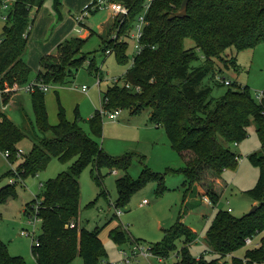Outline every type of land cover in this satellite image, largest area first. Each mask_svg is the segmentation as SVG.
<instances>
[{"label": "trees", "instance_id": "1", "mask_svg": "<svg viewBox=\"0 0 264 264\" xmlns=\"http://www.w3.org/2000/svg\"><path fill=\"white\" fill-rule=\"evenodd\" d=\"M111 1L127 7L128 15L115 20L116 38L102 39L101 51L115 53L119 63L127 60V40L119 41L118 37L127 35L145 6L148 7L140 39L143 48L134 56L124 84L112 83L102 92V108L109 111L130 109L131 114L149 109L150 121L164 129L172 148L188 154L183 168L185 183L190 187L198 183L206 170L211 171L215 179H219L224 170H235L238 156L230 147L242 142L251 122L255 124L261 152L252 153L249 161L258 168L259 175L255 186L244 193L258 207L253 214L238 219L228 211H217L205 234L208 251L217 257L211 260L195 258L189 247L196 240V235L179 220L166 230L161 242L152 245L158 264H169L165 260L176 250L177 260L171 264H224L223 258L246 247V238L264 233V89L261 103L256 101L247 86L240 87L236 83L215 98L211 96L212 87L204 83V79L208 73L215 76L214 59H223L227 49L235 48L237 52L253 49L264 41V0H191L187 15L173 19L168 18L169 14L179 9L182 0ZM43 2L14 0L7 14L0 35L2 92L13 85L24 87L28 84L31 69L23 54L29 37V17L31 10L40 8ZM56 4L59 5V0ZM186 40L192 41L191 47H185ZM82 44L78 38L66 40L58 45L57 56L41 58L36 74L38 84L64 85L74 78L78 67L87 60L81 52ZM198 54L201 62L193 66L192 63L199 60ZM88 62V71L92 73L95 63L92 59ZM229 63L237 67L235 57ZM125 84L130 86L127 88ZM30 95L38 130L44 135L32 137L31 150L25 155L20 154L21 162L14 175L20 180L35 176L52 158L72 161L68 170L48 180L44 190L26 206L42 223V232L36 237L39 245L33 243L31 246L35 263L71 264L80 256L84 264H112L104 261L106 251L99 238V230L88 231L78 225L79 175L89 165L98 170L102 166L126 170L131 156L113 159L107 155L80 126L77 109L73 121L66 119L58 94V123L50 125L45 92L35 86ZM2 97L0 95V152H8L7 158L13 160L19 150L17 145L26 134L2 110L9 96L2 94ZM88 123L93 135L101 136L103 124L100 113L96 111ZM47 133L50 135H45ZM151 175L144 169L142 179ZM158 180L157 190L162 193L167 188L162 178L158 177ZM15 182L0 187V205L15 196ZM116 185L118 195L114 205L117 208L127 204L141 181H131L125 175L116 180ZM204 193L210 196V199L207 197L210 203L217 204L219 197L214 190L208 189ZM70 224L74 226L70 227ZM110 236L118 245L139 242L131 240L121 226L112 229ZM178 244H181L180 249ZM0 264L27 263L20 256L10 255L7 245L0 240ZM232 264H264V235L257 247L246 248L244 259L234 258Z\"/></svg>", "mask_w": 264, "mask_h": 264}, {"label": "rangeland", "instance_id": "2", "mask_svg": "<svg viewBox=\"0 0 264 264\" xmlns=\"http://www.w3.org/2000/svg\"><path fill=\"white\" fill-rule=\"evenodd\" d=\"M92 0H44L40 8L34 7L30 13V28L28 44L23 54V59L31 69L28 84L37 85L36 73L39 64L40 53H45L44 44L49 40L54 27L61 21L74 19V28L82 29L80 33L71 30L67 39L78 38L83 41L81 52L87 57L75 72L74 78L64 85H49L45 92V106L50 125L58 123V94L65 117L69 121L75 119V110L81 119L82 129L113 159L131 156L129 166L126 170L119 167L102 166L99 170L93 165L86 166L79 175L81 197L79 201L78 225L88 231L99 230V238L102 241L106 254L104 261L114 263L122 256L120 249L128 250L130 242L116 244L111 236V230L117 226L125 229L129 238L136 239L145 246H152L161 242L167 229H170L179 220L185 227L196 235V241L190 244V253L195 258L203 257L205 260L215 259L217 255L212 254L207 248L205 234L209 224L214 220L217 211H228L234 218H242L249 214L253 206V200L245 195V191L255 186L259 170L249 161L252 153L261 152L260 139L256 133L255 124L251 122L247 129V137L238 144L231 145V150L238 156L235 170H224L220 179L222 185L216 187V179L211 171L203 172L202 180L191 187L185 183L183 168L186 165L184 157L175 151L162 127L155 126L149 118V109L138 114H131L130 109H121L116 120H111L108 114L101 113L103 124L101 136L93 135L88 119L94 113L101 112L102 92L112 85L114 79L118 85H123L127 70L132 65V59L137 50L134 46L135 28L127 31V35H120L118 40H127V60L119 63L115 53L109 54L101 51L102 38L110 33L112 28V12L108 9L90 11L85 14V8ZM11 2L7 9L0 13L7 14L11 9ZM84 15L82 25H76L75 17ZM43 18L37 31L43 30L39 36H35L33 30L39 18ZM51 17L55 23L49 28ZM114 17V16H113ZM4 21L0 17V35ZM66 25V23H65ZM69 26V25H68ZM68 26L66 30H68ZM65 27V26H64ZM103 29V31H102ZM46 30V32H45ZM48 31V32H47ZM116 38V32L113 31ZM130 36V37H129ZM129 37V38H127ZM41 39H45L44 41ZM192 46L191 40L185 41V47ZM56 53V51H54ZM199 60L192 63L198 66ZM30 56L32 62H30ZM235 57L237 67L229 63ZM223 59H214V72L208 73L204 83L212 87V97H220L228 88L236 83L240 87L247 86L250 93L256 97L264 89V41L259 42L253 49H244L239 52L235 48L227 49ZM95 63V70L88 71V60ZM226 60V62H224ZM97 71V72H96ZM231 83L224 85L215 79ZM99 80V84L97 81ZM86 87L85 90L82 88ZM25 87V86H24ZM22 88L17 96H14L19 87L6 89L2 94L9 96L8 102L2 105V110L8 118L25 134V138L17 145L22 155L27 154L32 147V137H42L44 134L38 130L36 115L31 103L30 91ZM47 136L50 133L45 134ZM190 154V153H189ZM20 155L9 160L0 152V187L14 183L15 196L7 199L0 205V240L6 245L10 255L22 257L27 264H36L31 253L34 239L42 232V223L36 218L35 213L29 209L30 204L43 190L44 184L54 179L71 166L72 161L64 162L52 158L48 165L37 175L26 176L24 180L14 175L20 164ZM144 169L157 177L145 176L142 179ZM127 176L131 181H141L139 188L133 192L125 206L115 207L117 199L116 180ZM158 177L162 178L166 190L159 193L157 184ZM214 190L220 200L213 205L204 198L209 197L205 190ZM104 192V194L102 193ZM147 203L141 206V202ZM117 209L122 214L116 215ZM22 230L34 231V235L21 236ZM264 233L254 238L250 246L242 247L228 255L221 261L224 264H232L234 258L244 259L246 248L257 247ZM181 244H178L180 249ZM177 251L171 253L166 263H174L177 260ZM158 264L154 257L139 258L138 263L133 264ZM71 264H84L83 259L77 256Z\"/></svg>", "mask_w": 264, "mask_h": 264}, {"label": "built area", "instance_id": "3", "mask_svg": "<svg viewBox=\"0 0 264 264\" xmlns=\"http://www.w3.org/2000/svg\"><path fill=\"white\" fill-rule=\"evenodd\" d=\"M11 2V4L14 3V0H0V10L4 11L7 9L8 4ZM148 5L145 6L144 11L137 17L136 22L133 26V29L135 28V34L133 35L134 38V46L137 50V53H140L143 45L140 42V39L142 37V33H143V28L146 24L145 21V13H146V9H147ZM101 9H108L112 12V15H114L115 17H118L120 15H123V17L128 15V8L125 7L124 5H122L121 3L118 2H113L111 0H93L86 8H85V14H88V12L90 11H97V10H101ZM9 12V11H8ZM8 14V13H7ZM7 14H3L0 13V17L1 19L5 22L7 21ZM84 19V15L75 17V21H76V25H82V21ZM4 26V25H3ZM3 28V27H2ZM30 29V28H29ZM75 31L80 33L82 31L81 28H79L78 26L75 27ZM2 33V30H1ZM111 51L107 50L106 54H109ZM132 61H134V57L132 59ZM217 81L224 83V85L229 86L231 83L227 80L222 81L218 80L219 78L216 77L215 78ZM118 80L114 79L113 83H117ZM97 84H99V80L97 81ZM38 86L42 91H47L48 90V85H44V84H30V85H26L23 89H26L27 91H33L34 87ZM125 86L128 88L130 85L129 84H125ZM83 90L86 89V87L83 86L82 88ZM6 90V89H5ZM4 90V91H5ZM137 90H139L137 88ZM263 94L262 92H260L259 94L256 95L255 99L258 103H261ZM121 109H113L111 111L109 110H105L104 108L101 109V113H105L108 114V117L111 120H116L118 118V116L120 115ZM262 116L264 119V107L262 110ZM6 157H8V152L4 153ZM17 155L21 154V151L18 150V152L16 153ZM205 202H209L210 200L205 197L204 198ZM147 203L146 200H143L141 202V206H144ZM228 212H231V209H228ZM122 214V212L120 211V209H117L116 211V215L120 216ZM74 224H70V227H73ZM34 231H28V230H22L20 232L21 236H30L31 234L34 235ZM254 240V237H248L245 240V245L246 246H250L252 244ZM36 246H38V241L36 239H34V242ZM119 253L121 254L122 258L117 261L114 262L112 264H133V263H138L139 262V258H148V257H154L153 252H152V246H145L140 242H136V241H132L130 243V247L128 250L125 249H120ZM155 258V257H154ZM149 263V262H148ZM150 264V263H149Z\"/></svg>", "mask_w": 264, "mask_h": 264}, {"label": "crops", "instance_id": "4", "mask_svg": "<svg viewBox=\"0 0 264 264\" xmlns=\"http://www.w3.org/2000/svg\"><path fill=\"white\" fill-rule=\"evenodd\" d=\"M93 1V0H92ZM90 4V3H89ZM88 4V5H89ZM114 16V15H113ZM113 16H111V18H112V21H113V24H112V28H111V30H110V33L106 36V38H102V39H110V38H112V37H115V35H113L114 33H113V31L114 32H116V29H115V27H114V23H115V20L117 19V18H119V16L118 17H113ZM74 18V17H73ZM73 18H68V20H65V21H61L59 24H57L55 27H54V31H53V33H52V35H51V37H50V39L49 40H46V42H43V43H41V44H44V47H45V53H40V57H39V59H38V64H39V67H40V61H41V58H43V57H45V56H57V47H58V45H60V44H62L64 41H66V40H68L67 39V36H68V34H69V32L71 31V30H75V28H74V19ZM42 20H44L42 17L41 18H39V20L37 21V23L35 24V29L33 30V32H34V35L35 36H39V35H41L42 33H43V30H40V31H37L38 30V27H39V25L41 24V22H42ZM55 23V18L54 17H51V23H50V25H49V28L53 25ZM65 23H66V25H65ZM69 25V26H68ZM65 26V27H64ZM68 26V30H66V27ZM32 29V27L30 28V30ZM102 31H103V29H102ZM45 32H46V30H45ZM48 32V31H47ZM41 40H45V39H41ZM27 44H28V41H27ZM54 51H56V53L54 52ZM30 62H32V58H31V56H30ZM26 62V61H25ZM26 64L28 65V63L26 62ZM29 66V65H28ZM39 70V69H38ZM37 74V73H36ZM19 90L18 91H16L15 92V94H14V96H17V94H18V92L19 91H21L22 90V88H18ZM102 94V93H101ZM181 154V153H180ZM183 157H184V159H185V161L188 159V154L185 152V153H182L181 154ZM216 187H219L220 185H222V182H221V179L219 178V179H216ZM220 200V198L218 199V201ZM255 205H257V203L256 202H253ZM197 239V238H196ZM196 241V240H195ZM194 241V242H195ZM193 242V243H194ZM208 249V246H207V248L205 249V250H207ZM232 255V254H231Z\"/></svg>", "mask_w": 264, "mask_h": 264}, {"label": "water", "instance_id": "5", "mask_svg": "<svg viewBox=\"0 0 264 264\" xmlns=\"http://www.w3.org/2000/svg\"><path fill=\"white\" fill-rule=\"evenodd\" d=\"M191 0H182L179 9L175 13L169 14V19L183 18L187 15V7ZM123 18V15L119 16V20ZM257 205L253 206L249 214H253L257 210Z\"/></svg>", "mask_w": 264, "mask_h": 264}]
</instances>
